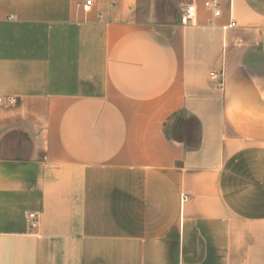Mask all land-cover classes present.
<instances>
[{"label": "crops", "instance_id": "0c3cea01", "mask_svg": "<svg viewBox=\"0 0 264 264\" xmlns=\"http://www.w3.org/2000/svg\"><path fill=\"white\" fill-rule=\"evenodd\" d=\"M86 1L0 0V264H264V0Z\"/></svg>", "mask_w": 264, "mask_h": 264}, {"label": "built area", "instance_id": "2783aa9c", "mask_svg": "<svg viewBox=\"0 0 264 264\" xmlns=\"http://www.w3.org/2000/svg\"><path fill=\"white\" fill-rule=\"evenodd\" d=\"M92 6V0H87L83 7L85 10H89L90 7ZM205 6L211 10H213L215 12V15H220L221 10H220V3L219 0H209L207 2H205ZM197 14V8L196 5L194 3H189L187 4V6L184 7L181 15H180V21L183 25H187L189 23H191ZM236 25L235 22H232L231 26ZM211 79H218L219 78V74L215 71L211 72L210 74ZM2 102V98L0 97V103ZM189 197L187 195L183 196V200L188 199ZM37 215L35 213H30L29 214V222H33L35 221Z\"/></svg>", "mask_w": 264, "mask_h": 264}, {"label": "rangeland", "instance_id": "374dc122", "mask_svg": "<svg viewBox=\"0 0 264 264\" xmlns=\"http://www.w3.org/2000/svg\"><path fill=\"white\" fill-rule=\"evenodd\" d=\"M143 6L140 8V18L163 20L164 6L162 0H142Z\"/></svg>", "mask_w": 264, "mask_h": 264}]
</instances>
